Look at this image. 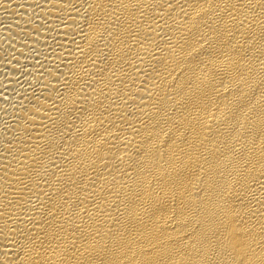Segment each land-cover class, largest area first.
Wrapping results in <instances>:
<instances>
[{"label":"bare ground","instance_id":"obj_1","mask_svg":"<svg viewBox=\"0 0 264 264\" xmlns=\"http://www.w3.org/2000/svg\"><path fill=\"white\" fill-rule=\"evenodd\" d=\"M0 264H264V0H0Z\"/></svg>","mask_w":264,"mask_h":264}]
</instances>
